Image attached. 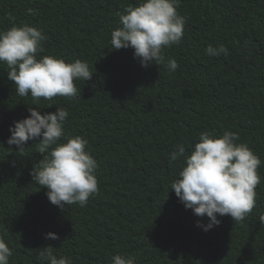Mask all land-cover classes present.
<instances>
[{
	"label": "trees",
	"instance_id": "1",
	"mask_svg": "<svg viewBox=\"0 0 264 264\" xmlns=\"http://www.w3.org/2000/svg\"><path fill=\"white\" fill-rule=\"evenodd\" d=\"M138 0H0V31L13 23L40 29V56L86 62L88 81L74 97H21L0 62V236L12 250L8 264H48V245L72 264H111L114 255L136 264H264V0H181L185 17L178 45L163 50L179 67H142L133 49H112L119 16ZM31 10V13L29 12ZM12 17V19H10ZM225 46L210 56L206 48ZM39 58V57H38ZM49 104H53L47 107ZM65 108V136L87 139L97 161L98 191L84 206L53 205L32 180L44 157L38 138L18 150L9 126L29 115ZM239 135L260 158L256 204L239 222L230 216L209 231L208 218L186 209L170 189L184 157L206 130ZM54 232L58 239H46Z\"/></svg>",
	"mask_w": 264,
	"mask_h": 264
},
{
	"label": "clouds",
	"instance_id": "2",
	"mask_svg": "<svg viewBox=\"0 0 264 264\" xmlns=\"http://www.w3.org/2000/svg\"><path fill=\"white\" fill-rule=\"evenodd\" d=\"M180 3L181 0H138L136 6H127L119 16L121 26L111 32L112 49L131 47L142 67L166 64L169 71H175L179 67L177 61L165 59L163 50L178 45L183 37L186 19L177 11ZM45 38L35 26L13 23L0 31V62L7 65L8 78L21 97L30 94L34 102L40 98L51 101L57 96L74 97L77 94L75 81H88L93 72L79 59L66 62L51 55L40 56ZM206 52L210 56L227 55L228 49L223 45H209ZM27 110L28 116L9 126L6 143L22 150L29 140L38 138L36 152L44 158L32 169V180L47 189L46 195L53 205L60 208L72 204L84 206L98 191V164L86 151L87 139L76 135L61 142V137L65 136L63 123L68 117L65 108L55 107L54 112L44 114L38 107ZM237 140L236 132L225 131L221 135L206 129L199 134L190 154L185 155L182 145L170 154V165L181 156L185 161L170 189L195 216L208 218L206 224L197 222L203 231L218 226L221 223L218 216L227 215L233 221H242L256 204L261 160L246 143H237ZM45 238L56 240L59 237L48 232ZM39 255L48 264H72L70 257L54 255L50 245ZM11 256L12 250L0 236V264H8ZM111 264H136V260L130 255L117 254Z\"/></svg>",
	"mask_w": 264,
	"mask_h": 264
}]
</instances>
